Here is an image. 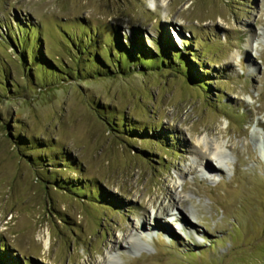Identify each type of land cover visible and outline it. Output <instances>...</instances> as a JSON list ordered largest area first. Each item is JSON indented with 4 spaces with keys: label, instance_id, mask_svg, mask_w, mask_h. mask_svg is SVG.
<instances>
[{
    "label": "rangeland",
    "instance_id": "374dc122",
    "mask_svg": "<svg viewBox=\"0 0 264 264\" xmlns=\"http://www.w3.org/2000/svg\"><path fill=\"white\" fill-rule=\"evenodd\" d=\"M114 32L169 36L198 83L176 62L95 77ZM0 245L19 264H264V0H0Z\"/></svg>",
    "mask_w": 264,
    "mask_h": 264
},
{
    "label": "trees",
    "instance_id": "16d2710c",
    "mask_svg": "<svg viewBox=\"0 0 264 264\" xmlns=\"http://www.w3.org/2000/svg\"><path fill=\"white\" fill-rule=\"evenodd\" d=\"M114 33V38L112 39V42L110 44H112L111 46L118 52V54L112 51L113 53L107 52L106 57H103V55H97L96 58H94L92 56L91 59H93L97 64L96 66H98L95 71L96 74H94L95 77H97L98 75H103V77H110L113 74H117L119 72L122 73V71H129V69L131 68H143L145 71L149 72H151L152 70L160 71L163 70L162 68H160L161 63H163L164 68L166 69L167 66L172 64L174 65V63L176 62L178 66H180V69H188V75H186L187 78L189 77L192 82L198 83L196 78H193L192 76L194 66L193 59L196 58V55L189 54L191 60L190 62L188 59V54H184L182 51H177L175 49L174 44L170 41L169 36H163L162 40H158V42L155 41L154 45L156 48H154V50L152 48V51H142L141 47H136V43H134L133 40H130L128 43H121L118 39L117 33ZM159 41L161 42V44H159ZM113 59L115 60L113 61ZM47 67L50 69L52 75L56 74V72H52L53 66L51 67L50 65H47ZM54 67V70L60 71L55 65ZM197 76L199 75L197 74ZM65 158L66 157H64V159ZM4 248V246L0 245V264H19L12 261V258L10 259L6 255L7 252L4 250Z\"/></svg>",
    "mask_w": 264,
    "mask_h": 264
},
{
    "label": "bare ground",
    "instance_id": "6f19581e",
    "mask_svg": "<svg viewBox=\"0 0 264 264\" xmlns=\"http://www.w3.org/2000/svg\"><path fill=\"white\" fill-rule=\"evenodd\" d=\"M214 152L213 153H211V157L212 158H216V160H217V162H218V165H216L217 163H216V160H214L215 161V168H217V169H219V167H224V165H225V158L226 157H224L222 154H218V151H219V146L218 145H214ZM229 152H230V150H229ZM222 155V156H221ZM221 156V157H220ZM204 159V158H203ZM211 159V158H210ZM223 159H224V161H223ZM211 165V164H210ZM201 166V165H200ZM202 168L204 167V171L206 172V173H208L209 171L211 172H213V170L211 169L212 167H210L209 165H208V163L206 164V161H205V163H204V165L202 164V166H201ZM206 170H208V171H206ZM209 176H206V178H208ZM180 204H184L182 201H181V203ZM179 217H180V219H182V218H184V216H182V214L180 215L179 214ZM176 218H177V216H176ZM155 220H157L156 219V216L154 217V221ZM178 220V219H177ZM185 220H186V218H185ZM156 222V221H155ZM186 226H187V228L189 227V228H192L193 230H194V232H196L195 231V226L193 225V223H190V221H188V220H186ZM181 225H183V224H181ZM142 228V227H141ZM49 243V238H47V239H44V245H46L47 246V244Z\"/></svg>",
    "mask_w": 264,
    "mask_h": 264
}]
</instances>
